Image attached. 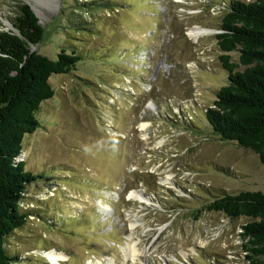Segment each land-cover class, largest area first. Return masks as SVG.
<instances>
[{
	"label": "rangeland",
	"instance_id": "374dc122",
	"mask_svg": "<svg viewBox=\"0 0 264 264\" xmlns=\"http://www.w3.org/2000/svg\"><path fill=\"white\" fill-rule=\"evenodd\" d=\"M24 1L44 27L38 51L77 47L85 58L50 75L54 94L23 136L19 159L43 177L26 184L32 209L7 240L22 257L13 264H251L239 234L249 218L207 207L264 191L258 155L204 114L227 82L215 33L228 0H113V11L82 14L74 0ZM14 2L0 0V29L12 27ZM228 53L242 69L238 50Z\"/></svg>",
	"mask_w": 264,
	"mask_h": 264
},
{
	"label": "trees",
	"instance_id": "16d2710c",
	"mask_svg": "<svg viewBox=\"0 0 264 264\" xmlns=\"http://www.w3.org/2000/svg\"><path fill=\"white\" fill-rule=\"evenodd\" d=\"M111 1L86 0V5H77L80 0H74L71 9L80 14L96 7L113 11L118 6L109 5ZM222 9L215 37L227 82L216 90L204 114L222 138L253 150L264 165V0H228ZM63 17L69 27L79 29L73 14ZM10 21L12 27L0 29V264L22 258L8 248L7 240L31 214L32 208L22 205L26 184L43 177L19 159L23 136L38 127L36 112L54 94L50 75L70 72L85 58L77 47L60 46L55 57L33 48L44 27L27 1L14 2ZM232 50H238L242 69L230 60ZM207 207L230 217H248L239 232L242 247L251 264H264V191L223 193Z\"/></svg>",
	"mask_w": 264,
	"mask_h": 264
},
{
	"label": "bare ground",
	"instance_id": "6f19581e",
	"mask_svg": "<svg viewBox=\"0 0 264 264\" xmlns=\"http://www.w3.org/2000/svg\"><path fill=\"white\" fill-rule=\"evenodd\" d=\"M39 3H42V2H39ZM195 32V31H194ZM200 32H203V30H197L196 31V33L198 34V33H200ZM150 104H152V103H150ZM149 122H147V121H144L142 124H141V129H144L147 125H149L148 124ZM135 197H137V198H144L143 196H142V194L140 193V192H137V193H134L133 194ZM130 239H131V237L129 238V242H128V252H126V256L127 257H130V258H135L136 257V252H137V248H136V244L135 243H133V244H131L130 243ZM52 259H60L62 256H64V255H61L60 253H58V254H55V253H51L50 255H49Z\"/></svg>",
	"mask_w": 264,
	"mask_h": 264
},
{
	"label": "water",
	"instance_id": "95a60500",
	"mask_svg": "<svg viewBox=\"0 0 264 264\" xmlns=\"http://www.w3.org/2000/svg\"><path fill=\"white\" fill-rule=\"evenodd\" d=\"M36 13V12H35ZM9 25H11L10 23H9ZM33 48H35V46H33ZM22 155V154H21Z\"/></svg>",
	"mask_w": 264,
	"mask_h": 264
}]
</instances>
